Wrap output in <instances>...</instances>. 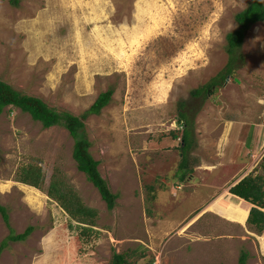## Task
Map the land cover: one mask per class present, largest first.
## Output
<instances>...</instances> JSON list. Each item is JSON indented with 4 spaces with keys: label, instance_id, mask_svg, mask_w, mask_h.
I'll list each match as a JSON object with an SVG mask.
<instances>
[{
    "label": "rangeland",
    "instance_id": "1",
    "mask_svg": "<svg viewBox=\"0 0 264 264\" xmlns=\"http://www.w3.org/2000/svg\"><path fill=\"white\" fill-rule=\"evenodd\" d=\"M8 1L0 0V81L77 117L113 91L84 132L118 198L108 209L77 170L66 129L5 108L0 264H109L113 253L128 264H238L242 254L264 264V231L246 224L247 202L228 192L247 175L264 178V24L250 26L232 56L225 39L252 0ZM231 58L234 71L221 81ZM213 81L206 95L190 94ZM184 128L190 173L180 181L172 133ZM30 167L39 188L18 181ZM52 184L94 216L72 219L47 195ZM28 227L24 241H8Z\"/></svg>",
    "mask_w": 264,
    "mask_h": 264
},
{
    "label": "trees",
    "instance_id": "2",
    "mask_svg": "<svg viewBox=\"0 0 264 264\" xmlns=\"http://www.w3.org/2000/svg\"><path fill=\"white\" fill-rule=\"evenodd\" d=\"M10 5L17 7L20 0H9ZM235 22L238 25L234 32L226 35L227 49L226 52L229 56H232L242 45L244 35L247 29L258 23L264 24V4L262 0H252L245 9L240 11L234 16ZM230 63L227 64V68L224 73L220 74L221 81H224L226 77L231 76L234 71L232 62L234 58L230 59ZM216 86V82L213 81L207 90L205 88H199L192 91L190 94L194 97L206 95L209 89ZM113 91L108 90L100 93L95 99L91 107L87 112L80 117L73 116L67 112H56L39 98L23 95L8 84L0 81V115L2 111L7 107H13L21 110L23 113H27L31 119L35 122H39L44 129L51 128L53 126H60L66 129L73 139L72 158L76 163V168L79 172L84 174L86 180L97 189L101 199L105 202L108 209H113L115 201L118 198L117 195L112 194L106 182L101 178L98 171V161L94 160L89 152L90 143L86 138L84 132V120L87 115H98L101 110L106 107L111 101ZM179 123H185L184 127L190 121L188 115L180 111ZM174 139L180 140V151L182 153V161L179 165V180L183 181L185 176L190 173L187 171V161L185 160V154L191 146V140L189 132L184 128L181 133H172ZM261 168L264 170V156L261 160ZM41 179L40 171L30 167L29 169H23L19 182L33 187L39 188V181ZM229 194L244 200L252 205L246 224L249 227L261 234L264 231V178L261 176L247 175L237 184L232 186L228 190ZM47 195L59 202L61 208L74 220H78L79 223L86 224L87 218L94 216L91 210L84 208L80 201L76 197H66L55 186L50 185L47 190ZM0 215L2 216L6 225H8V214L6 210L0 206ZM87 230V229H85ZM84 230V231H85ZM33 231L32 227L26 228L23 234L11 235L8 237V241H24L26 237ZM13 234L12 230H10ZM6 242L0 246V252L5 247ZM246 255L242 254L238 260V264H245ZM109 264H128V261L124 254L113 253Z\"/></svg>",
    "mask_w": 264,
    "mask_h": 264
},
{
    "label": "crops",
    "instance_id": "3",
    "mask_svg": "<svg viewBox=\"0 0 264 264\" xmlns=\"http://www.w3.org/2000/svg\"><path fill=\"white\" fill-rule=\"evenodd\" d=\"M181 154H182V153H181ZM181 154H180V156H181ZM238 181H239V180H238ZM238 181H237V182H238ZM237 182H236V184H237ZM233 185H234V184H233ZM231 187H232V186H231ZM229 195H230V194H229ZM230 196H231V197H234V196H232V195H230ZM234 198H236V199H239V198H237V197H234ZM240 200H242V199H240ZM217 201H218V200H217ZM243 201H244V200H243ZM244 203H246V202L244 201ZM216 204H217V203L215 202V203H213V205H212V206H214V207H215V206H216ZM212 206H210V207H212ZM245 206H246V213H245V215H244V220H246V219H247L248 212H249V209H250V206H249V204H247V203H246V205H245ZM211 210H212V209H211ZM235 210H236V209H235ZM217 216H219V215H217ZM235 221H236V220L234 219V220H233V222H235ZM186 228H187V227H186Z\"/></svg>",
    "mask_w": 264,
    "mask_h": 264
},
{
    "label": "bare ground",
    "instance_id": "4",
    "mask_svg": "<svg viewBox=\"0 0 264 264\" xmlns=\"http://www.w3.org/2000/svg\"><path fill=\"white\" fill-rule=\"evenodd\" d=\"M228 202H229V200H228ZM252 205L250 204V207H251ZM221 209H223V208H221ZM240 214V213H239ZM241 215V214H240ZM242 216V215H241ZM243 217V216H242Z\"/></svg>",
    "mask_w": 264,
    "mask_h": 264
},
{
    "label": "clouds",
    "instance_id": "5",
    "mask_svg": "<svg viewBox=\"0 0 264 264\" xmlns=\"http://www.w3.org/2000/svg\"><path fill=\"white\" fill-rule=\"evenodd\" d=\"M264 156V155H263ZM234 186V185H233Z\"/></svg>",
    "mask_w": 264,
    "mask_h": 264
}]
</instances>
